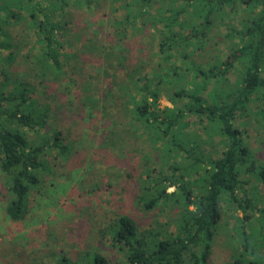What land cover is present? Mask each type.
I'll return each mask as SVG.
<instances>
[{
	"label": "trees",
	"instance_id": "obj_1",
	"mask_svg": "<svg viewBox=\"0 0 264 264\" xmlns=\"http://www.w3.org/2000/svg\"><path fill=\"white\" fill-rule=\"evenodd\" d=\"M96 1L0 0V203L13 223L28 218L32 194L42 195L54 174L52 161L70 157L62 108L64 99L77 98L78 117L116 112L100 147L133 146L132 158L142 159L136 205L163 213L165 221L139 228L128 215L113 213L99 234L110 237L117 260L96 248L22 264H212L222 201L245 214L257 210L254 219L264 224L255 187L251 197L247 189L250 177L264 182V162L236 125L253 113L257 130L264 128V0H114L120 17L111 22L108 43L83 39L74 55L96 61L101 77L89 80L104 89L84 82L67 100L80 74L71 72L66 52L71 11H91ZM13 24L33 31L31 53L24 55L20 40L11 38L6 27ZM18 58L26 69L15 70ZM52 86L58 94L50 93ZM138 140L144 147L135 148ZM56 187L50 181L46 191ZM245 214L236 231L249 220ZM257 248L244 240L225 264H264Z\"/></svg>",
	"mask_w": 264,
	"mask_h": 264
},
{
	"label": "rangeland",
	"instance_id": "obj_2",
	"mask_svg": "<svg viewBox=\"0 0 264 264\" xmlns=\"http://www.w3.org/2000/svg\"><path fill=\"white\" fill-rule=\"evenodd\" d=\"M77 10L79 9L71 11L73 24L70 28L72 31L67 32L71 46L66 47V52L71 56L68 58L71 72L76 74L80 72L83 80H80V74L74 76L76 89L71 95L65 97L67 100L69 97H75L77 89H81L79 85L84 82L90 81L92 85H95L94 87L103 91L104 84L100 83V80L95 78L93 81L89 80L90 77L97 75L101 77V71L98 74L95 72L96 61L84 59L85 56H83L80 58L85 60L86 63L83 64L74 55L77 51H81L80 47L84 40L96 37L103 43L106 41L107 44V36L113 33L111 22L120 17L118 3L114 0H98L91 11ZM21 26L22 24H13L7 26L6 29L12 39L20 40L22 53L26 55L33 51L31 46L33 47L34 33L31 29L22 31ZM22 37H26V43L21 40ZM78 39L79 42H77ZM146 43L145 39L143 44L146 45ZM21 59L18 58L15 63L14 68L17 71L27 68L26 63ZM108 80L110 81V78ZM50 93L58 94L59 91H54L52 86ZM40 94L38 90L35 96ZM73 100L72 102L63 100L62 110H64L65 120L63 128H60L63 141L70 145V157L66 162L52 161V164H55L54 174L49 176L48 181L42 187V195L32 194L28 218L23 223H13L12 229L9 228L11 230L8 231L9 240L3 242L10 247L8 251L11 254L10 257L15 258L10 264H22V261L28 262L32 258L36 261L50 262L54 259L52 255L59 254L62 250L74 255L79 251L96 248L99 249L101 255L117 260L121 255L110 248V237L101 240L99 234V230L111 221L113 213L128 215L135 220L139 228H147L149 225L154 227L156 222L165 221L163 213L159 214L157 210L145 212L136 205L135 195L138 182L142 178L138 167L142 159H140V154L135 159L132 158L130 153H132L133 146L129 143L127 148L121 151L100 147L102 138L107 135L109 125L112 123L110 116H114L116 112L108 109L106 118L93 115L96 119H89L86 112H83L82 117H78L76 110L81 112L83 109L77 98ZM160 104L161 106L167 104L165 98ZM250 115L244 120L238 119L236 125L238 128H244L249 147L264 162V128L257 130L254 114ZM191 122L192 130L199 127L198 119L192 118ZM43 131L39 133L42 134ZM142 147L144 143L138 140L135 148ZM149 152L154 155V151ZM154 168L157 169L155 166ZM250 179L251 183L247 188L248 195L252 196L251 187L254 186L258 201L257 208L264 209V182L252 177ZM50 181L59 187L53 190L48 189L47 192L46 187L49 188ZM169 190L172 189L169 188ZM221 208L223 216L211 247L212 264L229 262L236 254H234V249L240 243H244V240L258 247L256 253L262 257L264 262V224L254 219V216L260 215L257 210L250 212L248 209L245 214L239 208L226 204L225 201L221 202ZM244 214L249 216V220L245 221V225L240 226L236 231L237 218ZM1 238L0 234V242ZM31 253H33L32 256ZM247 258L251 257L247 256Z\"/></svg>",
	"mask_w": 264,
	"mask_h": 264
},
{
	"label": "crops",
	"instance_id": "obj_3",
	"mask_svg": "<svg viewBox=\"0 0 264 264\" xmlns=\"http://www.w3.org/2000/svg\"><path fill=\"white\" fill-rule=\"evenodd\" d=\"M13 225V222L6 217L4 208L0 203V234L2 235V241L0 242V264H10L15 259L14 257H10L11 254L8 252L10 249L9 245L3 242L9 240L10 235L8 231H11L10 229H12ZM5 244L6 248H4Z\"/></svg>",
	"mask_w": 264,
	"mask_h": 264
}]
</instances>
